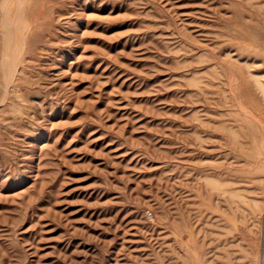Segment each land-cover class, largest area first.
<instances>
[{
	"label": "rangeland",
	"instance_id": "obj_1",
	"mask_svg": "<svg viewBox=\"0 0 264 264\" xmlns=\"http://www.w3.org/2000/svg\"><path fill=\"white\" fill-rule=\"evenodd\" d=\"M0 264H264V0H0Z\"/></svg>",
	"mask_w": 264,
	"mask_h": 264
},
{
	"label": "bare ground",
	"instance_id": "obj_2",
	"mask_svg": "<svg viewBox=\"0 0 264 264\" xmlns=\"http://www.w3.org/2000/svg\"><path fill=\"white\" fill-rule=\"evenodd\" d=\"M11 43V42H10ZM7 44V43H6ZM9 44V43H8ZM12 44V43H11ZM11 44L9 45V50H8V54L11 56H9L10 57V59H12V61H13V59L16 57V55L17 54H15V50H14V48L12 49L10 46H11ZM7 47V46H6ZM17 48V47H16ZM19 48V47H18ZM17 48V49H18ZM12 56H15L14 58L12 57ZM10 64V63H9ZM9 64H7V65H4L3 66V68H2V70H3V73H5V75L7 74V73H10V71H11V66H13V64L12 65H9Z\"/></svg>",
	"mask_w": 264,
	"mask_h": 264
}]
</instances>
